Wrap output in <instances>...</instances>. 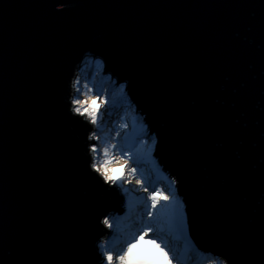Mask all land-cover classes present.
Returning <instances> with one entry per match:
<instances>
[{
    "label": "water",
    "instance_id": "obj_1",
    "mask_svg": "<svg viewBox=\"0 0 264 264\" xmlns=\"http://www.w3.org/2000/svg\"><path fill=\"white\" fill-rule=\"evenodd\" d=\"M94 70L152 138L196 250L264 264V0H0V264H101L123 197L72 111Z\"/></svg>",
    "mask_w": 264,
    "mask_h": 264
},
{
    "label": "snow or ice",
    "instance_id": "obj_2",
    "mask_svg": "<svg viewBox=\"0 0 264 264\" xmlns=\"http://www.w3.org/2000/svg\"><path fill=\"white\" fill-rule=\"evenodd\" d=\"M79 85L80 79L78 77L73 82V88L77 93L81 91ZM83 87L88 88V85L85 84ZM91 92L92 89L88 88V91L83 94V99L74 97L72 99V111L79 116L85 117L91 124L99 126L103 123L104 115H109V117L111 115L110 110L106 113L100 112L101 106L107 105L110 97L101 98L102 85L97 86V94L95 96ZM121 97L120 103H123L125 97L123 95ZM112 107L113 105H109V109ZM122 127H127V125H122ZM117 134L119 135V133ZM89 139L100 140L101 137L96 134V131H93ZM138 142L139 139L137 138L131 144L124 141L122 143L117 142V144L107 145L102 149H98L95 144L90 146V152L93 156L91 167L102 177L104 183L118 185L123 192L130 194L133 189L124 188L123 185L131 183L129 177L135 178L137 176V168H139L140 178L136 179V184L140 186V189L148 193L146 197H140L139 199L130 197V200L134 203L143 204L144 206V216L147 219L142 220L143 227L136 228L135 231L121 233L117 223L115 234L110 233L113 238L99 246L101 264H173L174 259L177 264H181V261L189 251L200 256L203 264H218L217 260L210 255L204 257L199 253L190 237L187 238V242H184L185 252L178 253L174 247L169 245L165 234L157 228L160 216L159 205L161 208L169 210L171 217L169 230L174 229L180 237H183L185 233V215L182 212L183 203L177 195L174 180L169 182L165 188H161L156 185L151 175L145 174L142 164L143 158L135 152ZM113 149H117V151L114 153ZM101 153L102 156L100 155ZM132 165H135V167ZM126 170L127 175L125 174ZM149 188L152 189L151 192H149ZM148 201L151 202L150 205ZM154 216L157 219L154 220ZM102 223L109 229L113 228V223L108 218H104ZM154 228H156V233L151 238L146 239L150 233H153ZM219 264H225V262L220 261Z\"/></svg>",
    "mask_w": 264,
    "mask_h": 264
},
{
    "label": "rangeland",
    "instance_id": "obj_3",
    "mask_svg": "<svg viewBox=\"0 0 264 264\" xmlns=\"http://www.w3.org/2000/svg\"><path fill=\"white\" fill-rule=\"evenodd\" d=\"M90 69V67H88ZM84 74L86 76H88V72H84ZM82 75V74H81ZM80 75L79 79H80V84H81V92H80V99H83L84 98V93L88 91V88H91L92 87L87 83V81H85V79H82V76ZM109 79L105 80L104 84L99 81L96 82V85H95V94L93 96H95L97 94V86L98 85H102V92H101V98H105L108 93V87H109ZM111 83V82H110ZM87 84L88 85V88H84L83 85ZM120 93V91H119ZM116 98V97H115ZM122 98V97H121ZM112 100L113 103L115 102V100L113 99V96H110L109 100H108V104L107 105H102L101 108H100V112L101 113H106L108 112L109 110L111 111V115L109 117V115H104L103 117V123L99 126L97 125H93L94 126V130L93 131H96V134L99 135L101 137L100 140H93V143L97 146L98 149H102L104 148L105 146L107 145H111V144H117V141L120 139V133L118 131H116L114 128V126H112V121H114V116H113V107L115 105H113V107L111 109H109V101ZM99 103V101H98ZM128 109L130 108H125V112L126 111H129ZM132 111L134 112V109L131 108ZM124 114V113H123ZM122 114V115H123ZM122 115H120L116 121L114 122H118V124L121 122V120L123 119L122 118ZM117 124V125H118ZM130 128H128L127 130V135L125 134H121L122 136H124L125 139L127 138H135V137H138L139 135L141 134H146V132L142 129L144 128V125L142 123V121L138 118V115L135 114V112L133 113V117L130 121V125H129ZM105 133H107L106 136ZM119 133V135L117 134ZM152 139V138H151ZM101 140H104L106 141L104 144L101 143ZM117 151V149H113V152L115 153ZM102 156V153L100 154ZM150 159V158H149ZM152 160H151V167L154 169L153 167V164H152ZM133 167L135 165H132ZM127 175V170H126V173ZM155 179L156 180H159V181H162L163 182V186L166 187V185L173 181L171 178H168V175H164V177L162 178H158L157 176V172L155 171ZM139 178V177H129V179L131 180V183H128V184H124L123 187L124 188H130V189H133V191L129 194V193H125L123 192V190L118 186V185H113L115 186V188L117 190H119L118 192L122 195V197H125L127 198V205H125V207H123V213L120 215V216H113V217H110L108 218L112 223L115 219H118L122 216H124L125 214H128V213H131L134 209H135V203L130 200V197L132 198H137V197H145L148 195L147 192H144L142 189H140V187L136 184V179ZM112 185V184H110ZM152 189L149 188V192H151ZM180 199V198H179ZM161 204H163V202H161ZM158 210L160 211V214L161 215H164L170 222H171V217L169 215V210L168 209H164V208H161L159 205H158ZM145 218L143 217L141 220H144ZM170 227H168L167 229H164L165 231L164 232H167V234H169V237L170 239H167L170 246L174 247L178 253H184L185 252V244L184 242H187V234H186V228H185V233L183 234V237H180L179 234L173 229V230H169ZM109 231L114 235V232L112 229H109ZM151 236H153L152 233L149 234V237H146V239L148 238H151ZM113 237H110L109 239H107L105 242L109 241L110 239H112ZM103 242V243H105ZM159 242V241H158ZM172 242H174L173 245ZM102 244V243H101ZM99 244V246L101 245ZM99 246H98V251H99ZM126 246V245H125ZM100 253V251H99ZM101 255V253H100ZM171 255V253H170ZM204 257H208L209 255H204L202 254ZM214 259V258H213ZM222 261V260H217L218 264L219 262ZM173 264H177V261L174 259L173 260ZM181 264H203L200 256H197L196 253L194 252H191L189 251L187 253V255L183 258V260L181 261Z\"/></svg>",
    "mask_w": 264,
    "mask_h": 264
},
{
    "label": "trees",
    "instance_id": "obj_4",
    "mask_svg": "<svg viewBox=\"0 0 264 264\" xmlns=\"http://www.w3.org/2000/svg\"><path fill=\"white\" fill-rule=\"evenodd\" d=\"M98 71L99 70H94L91 74L88 72V76H86L84 73H82V79H85V81H87V83L92 87V92L91 94L94 95L96 92L94 91L95 90V85H96V82H97V74H98ZM119 91L120 90H115L113 88H109L108 87V93L106 95V97H110V96H113V99L115 100V102L113 103L112 100L109 101V104L110 105H115L112 109V111L114 112L113 113V118H114V121L117 120V118L122 115V120L121 122L118 124V122H114L112 121V126H114L115 130L118 131L120 133V139L117 141V142H125V143H134L135 140L138 138L139 139V142L136 144V147H135V152L137 154H139L143 159H142V164H143V167H144V171H145V174L146 175H151L152 176V179L153 181L156 183V185L158 187H161V188H165V186H163V182L162 181H159V180H156L155 179V170L151 167V162L149 161L148 157L150 155V148L152 146V141L151 139H146L147 138V134H141L139 135L138 137H135V138H127L125 139L124 136H122L121 134H125L127 135V129L130 128L129 125H130V121L133 117V111L132 109H128L129 111H126L125 112V108H126V105L124 103H120V100H118V95H119ZM116 97V98H115ZM118 124V125H117ZM122 125H127V127H122ZM107 133H105L104 136H106ZM106 141L104 140H101V143L104 144ZM135 167V166H134ZM139 173H140V169L137 168V177L140 178L139 176ZM139 186V185H138ZM140 187V186H139ZM146 197V196H145ZM140 197H137L136 199H139ZM150 201H148V204L150 205ZM144 206L143 204H137L135 203V209L131 212V213H128V214H125L124 216L118 218V219H115L113 221V232L115 234V230L117 228V223L119 224V228H120V232L121 233H127L129 231H135L136 228H140V227H143V224H142V218L144 217L145 219H147L145 216H144ZM153 219H157V217H153ZM170 224L171 222L164 216V215H161L159 216V224L157 225V228H159L163 234H165V238L166 239H170L169 237V234H167V232H164L165 230L164 229H167L168 227H170ZM156 233V228H154L153 230V235ZM170 243V242H169ZM174 242H172L171 245H173Z\"/></svg>",
    "mask_w": 264,
    "mask_h": 264
},
{
    "label": "bare ground",
    "instance_id": "obj_5",
    "mask_svg": "<svg viewBox=\"0 0 264 264\" xmlns=\"http://www.w3.org/2000/svg\"><path fill=\"white\" fill-rule=\"evenodd\" d=\"M81 74L77 75L75 80L80 77ZM75 94V89L73 88V85H72V96ZM74 97V96H73ZM72 97V99H73ZM71 104H72V100H71ZM73 106V105H72ZM74 113V112H73ZM75 115H77L76 113H74ZM79 116V115H78ZM92 160H93V156H92ZM125 205H127V198L123 197V207H125ZM185 227L187 229V225H186V222H185ZM201 258V257H200Z\"/></svg>",
    "mask_w": 264,
    "mask_h": 264
},
{
    "label": "built area",
    "instance_id": "obj_6",
    "mask_svg": "<svg viewBox=\"0 0 264 264\" xmlns=\"http://www.w3.org/2000/svg\"><path fill=\"white\" fill-rule=\"evenodd\" d=\"M79 87H80V89H81V84L79 85ZM81 92V91H80ZM80 92L79 93H77L76 91H75V94L73 95L75 98H80ZM73 97V98H74ZM89 122V121H88ZM90 123V122H89Z\"/></svg>",
    "mask_w": 264,
    "mask_h": 264
}]
</instances>
